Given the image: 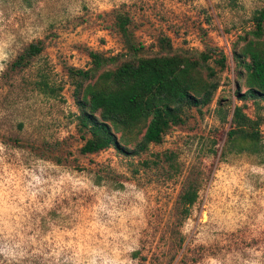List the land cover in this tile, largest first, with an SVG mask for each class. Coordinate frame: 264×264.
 <instances>
[{
    "label": "rangeland",
    "instance_id": "374dc122",
    "mask_svg": "<svg viewBox=\"0 0 264 264\" xmlns=\"http://www.w3.org/2000/svg\"><path fill=\"white\" fill-rule=\"evenodd\" d=\"M263 4L0 0V264H264V102L243 107L259 120L263 153L225 148L232 107L241 103L231 50ZM117 12L128 17L140 55L207 53L201 72L212 70L216 89L138 155L111 147L83 155L77 77L67 69L88 68L89 50L128 57ZM30 43L40 51L11 68ZM187 180L196 198L183 213Z\"/></svg>",
    "mask_w": 264,
    "mask_h": 264
},
{
    "label": "trees",
    "instance_id": "16d2710c",
    "mask_svg": "<svg viewBox=\"0 0 264 264\" xmlns=\"http://www.w3.org/2000/svg\"><path fill=\"white\" fill-rule=\"evenodd\" d=\"M114 18L128 57L89 50L88 68L67 69L77 77L73 99L78 110L76 130L83 140L79 152L83 155L109 147L122 155H138L149 144L160 143L170 126L184 123L190 108L198 111L210 103L216 89L210 79L212 70L207 67L206 76L201 72L209 58L207 53L200 51L196 59L168 52L140 55L142 45L129 31L128 17L117 12ZM40 48L30 43L10 67H24ZM231 57L235 70L232 93L241 103L232 107L225 148L234 153L262 154L259 120L246 115L243 107L246 100L264 102V4L252 15L251 28L241 37L240 45L232 48ZM224 61L220 53L216 62L223 67ZM86 79L91 82L82 86ZM225 117L223 113L221 118ZM195 198L194 183L187 180L178 198L183 213Z\"/></svg>",
    "mask_w": 264,
    "mask_h": 264
}]
</instances>
